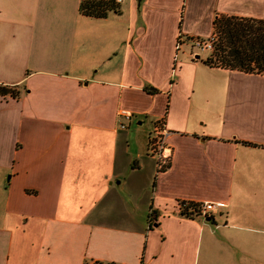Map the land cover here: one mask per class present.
Instances as JSON below:
<instances>
[{
    "label": "crops",
    "instance_id": "1",
    "mask_svg": "<svg viewBox=\"0 0 264 264\" xmlns=\"http://www.w3.org/2000/svg\"><path fill=\"white\" fill-rule=\"evenodd\" d=\"M80 1L0 0V264H264V74L175 48L220 15L264 20V0Z\"/></svg>",
    "mask_w": 264,
    "mask_h": 264
},
{
    "label": "trees",
    "instance_id": "2",
    "mask_svg": "<svg viewBox=\"0 0 264 264\" xmlns=\"http://www.w3.org/2000/svg\"><path fill=\"white\" fill-rule=\"evenodd\" d=\"M114 0H81L84 15L105 17L117 10ZM211 51L204 63L217 68L264 74V20L220 15L213 20ZM154 91V89H153ZM16 96L13 88L0 85V95Z\"/></svg>",
    "mask_w": 264,
    "mask_h": 264
},
{
    "label": "built area",
    "instance_id": "3",
    "mask_svg": "<svg viewBox=\"0 0 264 264\" xmlns=\"http://www.w3.org/2000/svg\"><path fill=\"white\" fill-rule=\"evenodd\" d=\"M117 4L121 3L122 0H114ZM187 39L188 37L185 36ZM193 39V43L199 45L202 43L199 39L195 37L189 38ZM210 40V39H209ZM211 42V41H210ZM184 43V35L179 33L176 42V51H181V46ZM211 48V44H210ZM120 115L124 116L126 119L131 118L132 113L128 110H120L118 112ZM125 125L121 123L123 128ZM168 130L166 127L165 117L159 118L155 121L152 130L148 136V153L154 160L155 175L169 169L172 159V148L167 141ZM226 207L224 201H188L179 200L177 202V213L182 217L187 218H202L209 220H214L215 217L221 213L223 208ZM152 211H150V214Z\"/></svg>",
    "mask_w": 264,
    "mask_h": 264
},
{
    "label": "rangeland",
    "instance_id": "4",
    "mask_svg": "<svg viewBox=\"0 0 264 264\" xmlns=\"http://www.w3.org/2000/svg\"><path fill=\"white\" fill-rule=\"evenodd\" d=\"M210 38H211V35L206 38L196 37V39H199L200 41H202L201 44L196 45L195 43H193V39H189V38L186 39L184 35V43L181 46V51L183 52L184 50H186L187 52H189L190 57H195L199 55L198 57L205 58L208 54H210V51H211V48H210L211 42L209 40ZM181 51H179L178 54H180Z\"/></svg>",
    "mask_w": 264,
    "mask_h": 264
},
{
    "label": "water",
    "instance_id": "5",
    "mask_svg": "<svg viewBox=\"0 0 264 264\" xmlns=\"http://www.w3.org/2000/svg\"><path fill=\"white\" fill-rule=\"evenodd\" d=\"M199 55H197V57H198ZM207 220H209V218H207Z\"/></svg>",
    "mask_w": 264,
    "mask_h": 264
}]
</instances>
